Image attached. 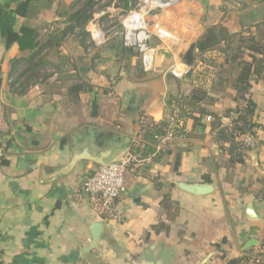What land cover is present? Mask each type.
<instances>
[{
  "label": "crops",
  "instance_id": "1",
  "mask_svg": "<svg viewBox=\"0 0 264 264\" xmlns=\"http://www.w3.org/2000/svg\"><path fill=\"white\" fill-rule=\"evenodd\" d=\"M61 1L33 2L26 17L16 18L15 29H37L44 46L47 64L37 80L16 82L33 51L7 47L0 35V264H229L248 255L242 264H264V81L253 80L248 94L257 105L258 144L233 163L214 121L225 126L229 110L245 101L232 88L211 92L213 67L200 58L182 79L169 73L187 64L184 55L213 25L256 32L264 0H179L150 14V22L177 37L152 39L154 72H145L139 54L124 44L122 27L110 26L131 0L129 8L113 0L107 11H95L87 35L70 30L72 10L61 11ZM104 18L111 21L101 26L104 40L97 44L91 30ZM208 55L223 61L217 50ZM199 86L214 100H199L204 113L183 115L176 100ZM146 124L159 135L144 137ZM105 149L116 159L131 157L127 190L106 220L83 188L100 166L91 157ZM181 181L215 190L194 195L178 187ZM251 203L255 219L247 215ZM95 222L104 223L102 234L86 251ZM157 224L165 227L156 232Z\"/></svg>",
  "mask_w": 264,
  "mask_h": 264
},
{
  "label": "trees",
  "instance_id": "2",
  "mask_svg": "<svg viewBox=\"0 0 264 264\" xmlns=\"http://www.w3.org/2000/svg\"><path fill=\"white\" fill-rule=\"evenodd\" d=\"M12 1L5 4L0 3V35L6 39L7 47L13 43H18L22 51H33L26 69L16 79V82H20L21 77H25L24 81L20 82L23 86L42 76L41 70L47 64V60L42 54L44 46L39 45L37 29L23 24L16 30V18L17 16L26 17L33 2H50L51 0H22L14 9H11ZM123 1L126 8H129V0ZM135 1L138 0H131L132 3ZM97 3L96 0H75L72 7L69 8L72 12L67 15V22L71 26L70 30L79 27L83 35H87L85 26L93 18ZM252 26L257 29L256 32L250 31L248 28L237 33H230L221 24L213 25L184 55V60L189 65H192L195 59L200 58L213 67L211 92L222 93L227 88H232L236 91L235 99L245 101L243 105L237 106L227 113L229 114L231 111L239 112L233 128L221 126L217 116H215L214 121V129H216L218 138L230 144L228 151L232 156L233 163L243 162L244 154L248 150L254 149L244 146L237 139V133H249L257 138L259 128L258 123L254 121L257 105L248 97V94L253 80L264 81V17ZM61 40L62 36L60 38L51 36L49 39L50 42L56 41L55 43ZM195 49H198V53H195ZM212 50L221 53L223 56L221 63H216L213 58L205 56L208 51ZM199 100L213 101L214 97L208 94V90L199 86L194 88L190 96L182 97L176 102L183 110V115H186L188 110L191 113L199 110L197 104ZM199 111L204 113L202 109ZM147 133L156 137L159 135L155 127L149 124L144 125V137L147 136ZM2 163L5 164L7 161L3 160ZM163 227H165L163 224H157L153 226V229L158 232ZM260 258L261 254L256 257L255 261L257 262ZM249 260V255L242 256L239 259L231 260L229 264H242Z\"/></svg>",
  "mask_w": 264,
  "mask_h": 264
},
{
  "label": "built area",
  "instance_id": "3",
  "mask_svg": "<svg viewBox=\"0 0 264 264\" xmlns=\"http://www.w3.org/2000/svg\"><path fill=\"white\" fill-rule=\"evenodd\" d=\"M179 0H138L135 6L129 8L119 16L122 27L124 44L135 50L141 60L145 72L156 71L157 46L151 44L154 37L164 42L177 40L160 22H150L148 16L152 13H161L164 9L175 5ZM92 38L99 44L104 40L101 25H94L91 30ZM192 71L188 64H174L169 68V73L175 78L182 79ZM239 112L231 111L228 123L224 126L233 128ZM244 146L255 148L258 140L249 133H237ZM131 157H124L120 162L99 166L84 182V190L92 196L94 211L104 220L116 214V203L127 190V169ZM256 255L252 257L256 259Z\"/></svg>",
  "mask_w": 264,
  "mask_h": 264
},
{
  "label": "water",
  "instance_id": "4",
  "mask_svg": "<svg viewBox=\"0 0 264 264\" xmlns=\"http://www.w3.org/2000/svg\"><path fill=\"white\" fill-rule=\"evenodd\" d=\"M123 158L124 157H120L116 159L113 157V151L111 149H105L103 151H100L98 155L92 156L91 160L97 163L98 165L103 166L109 163L120 162ZM177 185L183 191L199 196L210 194L215 190V187L209 183H187L181 181L178 182ZM247 215L249 216L250 219H255L257 217L252 203L249 204L247 207ZM103 226H104L103 222L93 223L91 228L93 241L91 245L85 249L86 251H90L97 246V243L102 234ZM253 245L255 244L251 242L248 244V247H251ZM141 264H164V263L162 262V260H146Z\"/></svg>",
  "mask_w": 264,
  "mask_h": 264
},
{
  "label": "rangeland",
  "instance_id": "5",
  "mask_svg": "<svg viewBox=\"0 0 264 264\" xmlns=\"http://www.w3.org/2000/svg\"><path fill=\"white\" fill-rule=\"evenodd\" d=\"M96 1H98L97 5L95 6L96 11H107L106 7L111 6L113 4V0H96ZM74 2H75V0H69V2H67L66 0H62L61 2H59L58 7H59V9L61 11H62V9L66 10V9L71 8L72 4ZM137 2L138 1L133 2L132 3V7L135 6ZM116 3H118L119 5H124V1L123 0H119ZM111 20H112V23L110 24V26H116V28L121 26L120 23H119V16H117L116 18H113ZM111 20L109 18H107V19L104 18L103 19V23H100L101 21L97 20L96 24L98 23L101 26L104 24V26H106L108 24V22L110 23ZM206 57H210V56L208 55Z\"/></svg>",
  "mask_w": 264,
  "mask_h": 264
}]
</instances>
